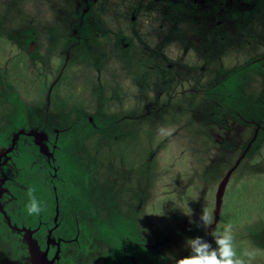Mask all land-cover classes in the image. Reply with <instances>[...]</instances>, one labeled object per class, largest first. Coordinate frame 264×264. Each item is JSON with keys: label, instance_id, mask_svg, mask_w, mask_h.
I'll list each match as a JSON object with an SVG mask.
<instances>
[{"label": "rangeland", "instance_id": "rangeland-1", "mask_svg": "<svg viewBox=\"0 0 264 264\" xmlns=\"http://www.w3.org/2000/svg\"><path fill=\"white\" fill-rule=\"evenodd\" d=\"M56 1L0 0V131L34 112L27 101L39 121L73 124L58 159L75 261L83 247L88 264H169L190 254L185 240L212 242L190 221L213 213L235 166L213 227L231 224L237 254L264 264V0H96L83 34L85 15ZM14 4L35 27L10 19ZM44 176L22 179L51 215Z\"/></svg>", "mask_w": 264, "mask_h": 264}, {"label": "flooded vegetation", "instance_id": "flooded-vegetation-1", "mask_svg": "<svg viewBox=\"0 0 264 264\" xmlns=\"http://www.w3.org/2000/svg\"><path fill=\"white\" fill-rule=\"evenodd\" d=\"M260 100L259 108L262 107L263 111L264 98ZM31 103L27 101L22 104L34 111L29 110L30 114L23 123L14 125L10 120L9 124L4 123L9 128L4 132L0 131V241L8 247L4 249L6 251H0V262L2 261L1 264H10V261H13V264H32L25 238L27 229L31 232L39 249L46 253L48 259L53 260L52 264H78L74 259L73 252H77L74 249H76L75 244L79 239L80 231L77 229L71 233V230L64 228L66 220L63 210L66 213V208H64L62 200L66 195L61 192L59 187L62 178L59 173L58 153L64 149L66 145L64 135L71 130L73 124H70L69 128L66 126L59 129L55 125L60 126L61 123L54 119L53 124L49 126L46 115L40 121L37 116L33 115L35 110L30 106ZM214 110H218V107H215ZM45 111H48V106L46 110L44 109ZM89 115L92 130L98 132L101 129L97 127V123L100 124V122H97L93 115ZM8 116V113L5 114L3 121H8ZM137 116L138 114L134 113L127 115L126 119L124 118L125 125L134 123V118ZM258 120L260 121V119ZM28 123L32 124V127H28ZM262 130H264V124H262ZM49 139L52 140V146L48 144ZM24 156H27V160H30L31 163L26 165L27 160ZM23 161H25V165H23ZM31 164L33 169L34 167L39 168L45 174L42 181L52 192L51 210H49L51 215H45L43 205V211L39 216H29L25 210V204L28 201L26 192L29 187L24 184L22 174L24 170L32 167ZM111 182L116 184L118 181L112 179ZM209 190L207 187V191ZM214 230L216 231V228ZM87 247L89 248V244ZM81 248L84 251L79 253L80 257L84 260V264H88V261L92 260L85 258L86 248ZM7 251H9L8 254H6Z\"/></svg>", "mask_w": 264, "mask_h": 264}, {"label": "clouds", "instance_id": "clouds-1", "mask_svg": "<svg viewBox=\"0 0 264 264\" xmlns=\"http://www.w3.org/2000/svg\"><path fill=\"white\" fill-rule=\"evenodd\" d=\"M26 196L28 198L25 204L27 214L39 216L43 208L41 202L34 195V190L29 188ZM187 209L186 215L192 217L194 215L193 210L188 206ZM190 222L198 228L209 230L208 235L212 242L199 236L185 240V246L190 254L181 258L169 255V264H252L258 250L250 248L243 253V256L238 255L236 237L231 224H225L222 231L216 232L213 227L216 223L215 217L206 208L201 209L197 218Z\"/></svg>", "mask_w": 264, "mask_h": 264}, {"label": "trees", "instance_id": "trees-1", "mask_svg": "<svg viewBox=\"0 0 264 264\" xmlns=\"http://www.w3.org/2000/svg\"><path fill=\"white\" fill-rule=\"evenodd\" d=\"M53 1H55V0H53ZM66 1L67 0H62V3H63V5H62V3L61 4H59V2H57L56 1V4H55V2H53L54 3V6L55 7H60V6H64V5H66V6H69V8H72L71 9V13L72 14H80V17H82L83 15H85V22L83 23V25L81 26V28H79L80 30H79V34H83L82 33V28H83V26L85 27V26H87L88 25V22H89V18H90V14H91V12H92V6H93V4L95 5L96 4V0H78V1H76V0H69L67 3H66ZM17 6H18V9H21V8H19V5H16V4H14L13 6H12V8L11 9H13V10H9V9H7V10H9L10 12H11V14H12V17L10 16V19L11 20H17V21H20V22H22V23H24V24H26V25H28V22L29 23H31V27H35V26H33V24H35V17L37 16L35 13H32V12H23L22 14H19V11H17ZM65 6V7H66ZM70 13V14H71ZM5 19L7 18V17H4ZM76 27V26H75ZM73 29V28H72ZM76 29H78V28H76ZM78 31V30H77ZM41 36H44L43 34L41 35ZM35 46H36V44H34V41L33 42H31V43H29V42H27V45H26V47L28 48V47H30L28 50H27V53H30L32 50H30L31 48H35ZM32 54V53H31ZM262 77V76H261ZM248 98V97H247ZM208 131V130H207ZM211 133H212V135H213V132L211 131ZM216 140H217V138H216ZM214 144H218V143H216L215 141H214ZM219 145V144H218ZM228 156H230V154H224V157H225V159L228 157ZM235 156H236V154H234L233 156H232V158H231V161L228 163V164H232V162L234 161V159H235ZM223 158V155H220V158L218 157V155H217V160H213V164H214V162H216V161H222L221 159ZM218 163H220V162H218ZM210 166H212V165H210ZM241 168L240 167H238V169H237V171H239ZM236 171V172H237ZM236 172L234 171L233 172V175L234 174H236ZM93 252H95V250H93ZM93 252H91V253H93ZM95 254V253H94ZM97 254V253H96ZM99 254V253H98ZM97 254V255H98Z\"/></svg>", "mask_w": 264, "mask_h": 264}, {"label": "water", "instance_id": "water-1", "mask_svg": "<svg viewBox=\"0 0 264 264\" xmlns=\"http://www.w3.org/2000/svg\"><path fill=\"white\" fill-rule=\"evenodd\" d=\"M45 150V147H44ZM235 169V166L230 168L227 173L224 175V177L221 179L220 183L218 184L217 190H216V203L213 210V215L215 217L216 223L220 220V211L221 206L223 202V196L225 193L226 186L228 184V181L230 179V175ZM216 223L214 225H216ZM26 235V242L28 245V251L30 255V261L32 264H52L53 260H50L47 258L46 253L41 251L36 244L35 240L31 236V232L29 230H25Z\"/></svg>", "mask_w": 264, "mask_h": 264}, {"label": "bare ground", "instance_id": "bare-ground-1", "mask_svg": "<svg viewBox=\"0 0 264 264\" xmlns=\"http://www.w3.org/2000/svg\"><path fill=\"white\" fill-rule=\"evenodd\" d=\"M45 22H46V21H45ZM68 77H69V76H68ZM263 78H264V77H263ZM69 80H70V79H69ZM69 80H68V81H69ZM257 80H258V79H257ZM63 81H64V80H63ZM69 82H70V81H69ZM62 83H63V82H62ZM67 84H68V83H67ZM81 85H82V84H81ZM80 89H81V88H80ZM60 91H61V90H60ZM64 92H66V91H64ZM70 96H71V95H70ZM86 97H87V96H86ZM84 98H85V97H84ZM85 105H86V104H85Z\"/></svg>", "mask_w": 264, "mask_h": 264}]
</instances>
